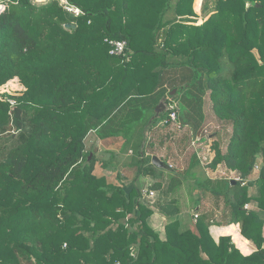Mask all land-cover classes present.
I'll return each mask as SVG.
<instances>
[{"label":"trees","instance_id":"1","mask_svg":"<svg viewBox=\"0 0 264 264\" xmlns=\"http://www.w3.org/2000/svg\"><path fill=\"white\" fill-rule=\"evenodd\" d=\"M67 2L82 14L58 0H0V87L21 86L20 95H0V264H264V0H216L200 25L188 21L193 0ZM108 41H125L124 55H109ZM205 105L229 127L224 149L212 141L208 168L247 180L263 162L244 186L198 180L195 152L185 172L224 200L223 222L239 224L258 248L249 257L229 237L212 239L207 213L196 232L182 229L175 201L150 207L139 183L127 192L95 176L96 155L86 150L91 132L121 137L137 180L154 178L149 151L166 139L157 130L190 144ZM170 178L167 195L181 184ZM155 208L168 220L163 239L148 223Z\"/></svg>","mask_w":264,"mask_h":264},{"label":"rangeland","instance_id":"2","mask_svg":"<svg viewBox=\"0 0 264 264\" xmlns=\"http://www.w3.org/2000/svg\"><path fill=\"white\" fill-rule=\"evenodd\" d=\"M42 1H46V0H34V2H42ZM215 1L216 0H193L192 8L194 11V16L192 18H189L188 21H194L192 23L197 25L198 19L196 20V18L197 17L206 18V15L209 16L208 13L210 14V12L212 11V7ZM169 14L170 13H168L165 16L166 20H171L174 17L173 15L170 16ZM19 88H21V86H19L18 82L16 80H12L8 82L6 85H3L0 87V95H12V96L20 95L21 92H19ZM206 117L207 118L205 119V123L203 125V129L201 130V133L199 134L198 138L191 141L190 144L188 143V141H186L187 143L184 144V141H182L181 137L178 135L176 136L174 135V137L171 136L170 139H167V136L165 134L169 132L168 130L169 128L165 130L162 128L161 130L158 129L159 131L157 130V134L155 135V137L158 139L159 138L161 139L166 138V139L165 141L162 140L163 143H160L159 145L155 146L156 153L158 154V156H162V158H165V159L169 158L170 165L174 168V170L178 171V170L186 169L190 155L193 152L198 153L199 151H201L203 152L201 153L203 154L202 156H206L205 160H202V164L193 170L194 172H197L198 175L197 174L196 175L198 177V180H200L202 176L208 177L209 179L212 178L213 180L215 179L235 180L236 178H241L239 175H236L235 177H231L229 174L226 175L225 174L226 171L223 170L222 168H216V170H212L208 168V165L212 160H210L209 163L207 162L210 156L212 154L214 155V152L211 150V148H209L211 147L212 141L215 139V141L220 142L221 148L224 149L228 141L229 132H227V130H229V127L226 124L222 125L220 123H217L216 120H214V115L209 110L206 113ZM138 122L139 121L135 120L133 121L132 125L138 127L137 126ZM217 131H218V134L216 135ZM158 142L159 141H156V143ZM208 149H209V152L206 151ZM92 153L93 152H91L90 154ZM97 153L98 152L96 150V157L100 158L101 154L97 155ZM209 153H212V154L208 156ZM125 155H128L129 157L132 156V154L129 153V150H126ZM153 157L155 156L152 155L151 159ZM258 159H259L258 164L256 166L260 165V158ZM255 170L257 171L258 168ZM174 173H172L173 176H174ZM154 176H156L155 178H159L161 182L164 183L165 185H168L171 179L170 174L165 175L162 169L156 170V172H154ZM181 176L185 177V180H182L180 178ZM175 177L176 179H179L181 181V184L177 188H175V190L172 193L169 194V199L170 201H175V202H172L173 205L178 207L182 212H184L185 215L187 216L192 215L194 213V210L198 206H199V210H203L205 213L206 212L210 213V211H212L213 216L211 219L215 218L216 220L217 218V220L220 222L224 214H229L230 210L226 208V205L222 198H216L212 196L210 193L200 191L194 188V186L192 185L193 184L192 176H187V174L185 173H182V174L179 173L178 176H174V178ZM148 180L152 181L150 180V178H148ZM154 183H157V182L154 181ZM149 184H152V183L148 182L147 185ZM245 184L246 183H244V185ZM147 185H145L147 189L145 190L146 193L144 192L142 193V199L144 201H147L151 205L150 207H155V204L159 202V200H156V199H158L161 195L159 191H156V194L154 193V199H149L147 197V191L154 184L150 186H147ZM166 198L167 196L166 197L162 196V201H164ZM191 198L193 199L192 201H191ZM194 199H197L199 203L195 204ZM212 207H215V209H212ZM204 212L202 213L205 214Z\"/></svg>","mask_w":264,"mask_h":264},{"label":"crops","instance_id":"3","mask_svg":"<svg viewBox=\"0 0 264 264\" xmlns=\"http://www.w3.org/2000/svg\"><path fill=\"white\" fill-rule=\"evenodd\" d=\"M210 14L208 13V15H210ZM169 15L172 16L173 14L170 13ZM207 17H208L207 15H206V18L197 17L196 18V20L198 19L197 25L202 24L207 19ZM208 110H209L208 106L205 105L204 106L205 115H206ZM203 125H202V128H203ZM154 129L156 131L158 129V127H155ZM184 130L188 131L189 128L184 127ZM85 145H86L87 151H91V150L93 151L92 154L96 155L95 149L98 152L97 155L101 154L100 158L96 157V164H95V169H94V175L95 176L104 177L108 184L113 185L114 187L123 188L127 192L131 191L133 186L134 185L137 186L139 183L140 185L143 186L142 192L146 193L145 190H147V189H146L145 185H147L148 182L152 183V184L154 183V181L159 182L160 184H162L161 189L159 190V193L161 196L156 200H159V202H161V204H164L166 202H170L169 195L166 194L167 189H168L167 188L168 185H165L164 183H162L159 178H155L156 176H154V178L146 176L145 178H140L139 180H137V171L139 168V164L137 163V159L133 158L134 154L132 153V150H130L129 148H124L125 144H124L123 138L115 137V138H105L103 140L102 139L100 140V139H98L97 134L95 132H91L88 134V136L85 139ZM206 145H208V144H206ZM126 150H129V153L132 154L131 157H129L128 155H125ZM153 151L155 152V154H152V155L158 157L160 161H162L163 163H165L168 166L167 168L162 169L164 171L165 175L170 174V176L174 177V176H178L179 173L182 174V173H185L187 171L189 164H190V158L188 160V165H187L186 169L176 171L170 165L169 158L165 159V158H162V156H158V154L156 153V147H154L149 152H153ZM206 151L209 152V149ZM197 154H198V157L200 159L199 162L201 165L202 160H205L206 156H202L203 154H201L200 152ZM211 154L212 153H209L208 156ZM213 156H214L213 154L210 156L207 163H209L210 160L213 159ZM262 165H263V162L260 159V165L258 166V170L256 171V173H254V176H251L250 178L245 180L246 183L249 180L253 181L257 178L259 169L261 168ZM217 168H222L223 170L226 171L225 174L226 175L229 174L231 177H235L237 175L236 173L229 172L225 168V166L219 165ZM157 169H159V168H157ZM174 172H176V173H174ZM172 173H174V176L172 175ZM148 178H150V180H152V181H149ZM231 181L233 182L235 180H231ZM152 184H149L147 186H150ZM150 191H153L156 194V190H150L149 189L147 191V195ZM162 196H164V197L167 196V198L164 201H162ZM247 207L248 206H246L245 209H247ZM248 208L256 210V207L254 205H249ZM212 209H215V207H212ZM155 210H156L155 213L149 218L148 223L152 227V229L154 231H156L160 235V237L163 239L164 238V228L167 225L168 220L163 215H161L156 208H155ZM201 211L204 212L203 210H199V206L194 210V213L190 216L185 215L184 212L181 211L180 215L177 218L178 221H180L181 228L196 232L195 224H196L197 220H194V215L198 214L200 217L202 215ZM207 214L212 218V216H213L212 211H210V213H207ZM224 215H228V214H224ZM211 220L214 221V223L212 226L209 227V233H210V236L212 237V239L216 243L222 237H229L231 239V243L234 244L236 249L239 251L240 255L243 257H249L253 253H256V251H258V248L255 245V243H253L251 240L244 238L240 234L239 224H229L228 225L227 223H224L223 220H221V222H223V223H221L220 221L217 220V218H216V220H215V218L211 219ZM227 220H229V216H228ZM263 231H264V227H263ZM263 237H264V232L262 233V238ZM260 249L264 250V242L261 244ZM134 254H135V252H132V255H134Z\"/></svg>","mask_w":264,"mask_h":264},{"label":"built area","instance_id":"4","mask_svg":"<svg viewBox=\"0 0 264 264\" xmlns=\"http://www.w3.org/2000/svg\"><path fill=\"white\" fill-rule=\"evenodd\" d=\"M59 3L62 5V7L69 13L74 14L75 16H78L80 14H82V11L80 9H78L77 7L70 5L67 0H58ZM110 46V50H109V55L111 56H121L124 55L125 51H126V42L125 41H108L107 42ZM8 102L10 103L11 106H14L15 102L12 100H8ZM170 120L172 122H175L176 120V115L172 112L170 114ZM258 166H255V169H257ZM235 182H240L241 186L244 185L245 180H242L241 178H236ZM147 197L149 199H154V192L150 191L147 195ZM199 218L198 214L194 215V220H197Z\"/></svg>","mask_w":264,"mask_h":264},{"label":"water","instance_id":"5","mask_svg":"<svg viewBox=\"0 0 264 264\" xmlns=\"http://www.w3.org/2000/svg\"><path fill=\"white\" fill-rule=\"evenodd\" d=\"M65 27L66 28H74V26L73 25H70V24L65 25ZM174 93H175V91H173L171 94H174ZM165 108L166 107H165L163 101H161L159 103V105L155 109V116H158L160 113H162L165 110ZM95 152H96V149H95ZM91 156H92V154L90 155V157ZM152 165L155 166V167H157V168H159V169H165V168L168 167L165 163H163L162 161H160L159 158L156 157V156L152 158ZM235 183L236 182L233 181V184H235Z\"/></svg>","mask_w":264,"mask_h":264}]
</instances>
